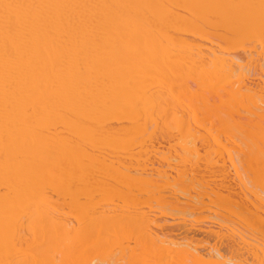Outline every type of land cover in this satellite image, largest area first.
<instances>
[{"label":"bare ground","instance_id":"obj_1","mask_svg":"<svg viewBox=\"0 0 264 264\" xmlns=\"http://www.w3.org/2000/svg\"><path fill=\"white\" fill-rule=\"evenodd\" d=\"M0 264H264V0H0Z\"/></svg>","mask_w":264,"mask_h":264}]
</instances>
